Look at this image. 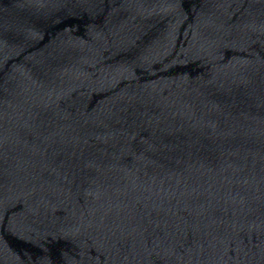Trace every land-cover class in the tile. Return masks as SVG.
Here are the masks:
<instances>
[{
	"label": "water",
	"instance_id": "water-1",
	"mask_svg": "<svg viewBox=\"0 0 264 264\" xmlns=\"http://www.w3.org/2000/svg\"><path fill=\"white\" fill-rule=\"evenodd\" d=\"M0 264H264V0H0Z\"/></svg>",
	"mask_w": 264,
	"mask_h": 264
}]
</instances>
